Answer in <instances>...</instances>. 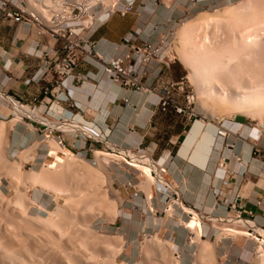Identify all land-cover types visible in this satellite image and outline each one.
I'll list each match as a JSON object with an SVG mask.
<instances>
[{"label": "rangeland", "instance_id": "374dc122", "mask_svg": "<svg viewBox=\"0 0 264 264\" xmlns=\"http://www.w3.org/2000/svg\"><path fill=\"white\" fill-rule=\"evenodd\" d=\"M154 1L171 4L179 12L176 17V63L197 95L196 109L207 117L205 121L238 116V121H246L263 134L264 112L259 117L245 111L240 114V110L234 112L235 107L229 103L234 109L231 108L219 96L218 99L208 95L200 97L189 64L180 57L186 46V51L194 54L193 37L206 65L216 64L217 57L228 62L233 58L230 51L242 50L243 53L237 55L240 61H230L233 65L239 63L235 71L228 73L217 67L219 75L213 80L216 91L221 97L233 99L245 89L243 86L249 91L256 83L263 85L264 0ZM189 22L192 29L185 34L183 25ZM254 34H258V38L254 43L246 44V39ZM0 107V264H264V251L259 247H264V243L230 231L239 227L230 219L254 218L238 216L237 213L201 214L203 224L200 225L189 220L190 215L184 214L180 205H175L177 213L165 211V195L150 200L148 204L141 193L150 194L156 187L163 188L159 179L156 184H149L143 172L127 165L125 155L117 152L112 153L121 157L107 155L106 160L102 156L103 160L97 161L94 149H106L103 142L96 141L93 148L88 142L89 151L82 150L85 160H80L72 155L65 156L56 141H48L65 159L61 162L64 165L55 163L58 169L50 170L44 164L53 165L54 160L30 158L41 153L43 144L49 150L48 143H41L39 139L29 146V139L16 133L26 132L20 124L29 119L23 116L11 123L10 118L17 116L18 112L6 99ZM196 123L200 130L206 126L204 121ZM46 125L45 133L49 131ZM191 127V124L187 125L185 132ZM44 139L48 138L44 136ZM25 143L28 146H23ZM74 153L79 155L81 152L76 150ZM32 168L37 172L35 175L47 182L41 181L40 184L39 178L31 179L29 171ZM136 190H141L139 196H135ZM149 205L153 212L149 211ZM179 213L185 216L186 224L182 225ZM158 241L163 243L162 246L156 245ZM176 251L180 252L181 258L176 257Z\"/></svg>", "mask_w": 264, "mask_h": 264}, {"label": "crops", "instance_id": "0c3cea01", "mask_svg": "<svg viewBox=\"0 0 264 264\" xmlns=\"http://www.w3.org/2000/svg\"><path fill=\"white\" fill-rule=\"evenodd\" d=\"M136 6L137 11L125 16L113 14L90 32V39L97 42L98 50L106 56L122 53V41L128 34L138 29L141 39L153 38L154 23L166 21L169 16L176 18L179 14L171 4L154 0H139ZM38 42L54 45L51 38L40 36L35 28H19L13 23L0 28V48L3 49L0 52V90L23 103V107L28 108L32 114H21L7 101L19 114L10 118L9 122L23 116L29 119L20 124V128H25L26 132H16L23 135V139H29V146L32 142H39V139L41 143H45L46 141L41 139L45 135L44 123H52L50 126L54 127L50 138L57 142V137L62 136L65 140L64 145L58 144L60 148H66L72 154L76 150L81 153L88 152V142H85L80 132H62L59 129L81 131L82 128L78 129L77 125H62L64 122L61 118L70 124L71 116L78 113L79 120L85 125L100 129L105 139L110 141L109 144L125 148L142 145L144 150L140 155L160 160L164 175L174 178V188L182 203L200 214L237 213L235 208L217 204L216 194L224 191V201L227 204L234 203L237 198V208H244L253 214L242 216L254 218L253 221L259 228L264 229V136H261L262 133L259 134L255 127H250L246 121H238V116L222 120L223 125L232 128L231 140L235 141L233 149L224 145L213 124L200 130L196 123L185 132V126L177 116H166L160 112L151 116V110L158 102L156 94L146 95L125 90L105 78L99 67L91 65L81 66L76 70L89 72L88 80L80 83L70 78L63 88H57L50 82V76H46L47 69L41 68L43 59L40 57ZM14 74L16 77L10 79ZM182 78L183 72L175 62L170 69L164 71L155 84L179 81ZM46 85L53 88L48 95L42 91V86ZM33 95L38 96L36 104L32 101ZM0 96V103L3 104L5 98ZM126 98L127 102L124 101ZM71 103L76 106L71 107ZM50 106L51 118H39L45 117ZM8 115L11 116L10 113ZM37 116L38 119H35ZM51 144L48 143L53 147ZM28 145L25 143L23 146ZM45 146L40 148L41 153L38 152L36 158H30L38 161L55 160V154H51L52 149L49 147L48 150ZM104 150L108 151L100 149L97 152ZM63 154L67 156L65 152ZM235 154L242 157V162L235 159ZM222 155L229 157L228 166L235 172L226 189L223 186L225 172L219 168ZM75 157L85 160L82 154ZM141 194L148 204L150 200L164 196L153 189L149 195L144 192ZM259 200L261 204H258ZM148 207L150 211V205ZM252 232L255 233L258 243L260 239L264 240L263 234L253 230Z\"/></svg>", "mask_w": 264, "mask_h": 264}, {"label": "built area", "instance_id": "2783aa9c", "mask_svg": "<svg viewBox=\"0 0 264 264\" xmlns=\"http://www.w3.org/2000/svg\"><path fill=\"white\" fill-rule=\"evenodd\" d=\"M136 4L137 0H0V28L9 23L19 28H35L40 36L49 37L54 41L53 46L44 45L41 42H38L37 46L41 49L40 57L43 59L41 68L47 69L46 76H50V82L57 88H63L70 78L83 83L89 79V72L76 70L81 66H96L102 70L105 78L125 90L146 95L156 94L158 102L151 110V116L159 112L166 116H177L185 128L189 124L193 126L198 119L206 120L207 117L196 109L197 95L187 84L185 78L155 84L156 80L160 79L165 70L170 69L178 57L175 40L178 22L175 17L169 16L166 21L154 23L153 38L141 39L138 29L128 34L122 41V53L116 56H106L98 50L97 42L90 39V32L101 22L116 13L125 16L137 11ZM1 50L3 49L0 48V52ZM14 77H16L15 74L11 75L10 79ZM42 91L48 95L53 88L47 85L42 86ZM32 101L36 104L38 96L33 95ZM124 101L127 102L128 99ZM70 106L75 107L76 104L71 103ZM51 109L50 106L44 118H51ZM71 117L70 124L79 126L78 129L84 128L80 135L93 148L98 140L88 133L101 136L100 129L83 124L79 120L78 113ZM61 119L64 122L62 124H67L66 120ZM217 123L224 128L221 121ZM46 126L49 131L44 136L50 138L53 134V127L49 124ZM65 131L70 132L62 130V132ZM218 136L223 138L226 147L232 149L235 147V143L230 139L231 131L220 129ZM261 136H264V133ZM57 142L59 145H64L65 140L62 136H58ZM118 148L117 150L109 148V150L122 154L123 149ZM125 150L140 154L144 148L139 145L135 148H125ZM125 156L129 158V155L125 154ZM234 157L242 162L240 155L235 154ZM152 161L154 167L160 168L162 175L165 176L160 160L152 159ZM228 163L229 157L221 156L219 168L225 172L223 183L225 189L231 183L235 173L229 168ZM167 181L165 185L160 182L163 188L167 187L165 192L161 187H156L162 195L166 194L163 207L166 208L169 204L168 200L172 198L178 206L181 198L175 191L174 182L168 179ZM130 185L132 186V183ZM140 191L136 190L135 196H139ZM216 198L218 205L224 204L235 208L238 216L243 214L253 216L251 211L237 208V198L234 203L227 204L224 201V191H219ZM258 204H261L260 200ZM150 211L153 212V209L150 208ZM175 255L181 258L180 252L176 251Z\"/></svg>", "mask_w": 264, "mask_h": 264}, {"label": "bare ground", "instance_id": "6f19581e", "mask_svg": "<svg viewBox=\"0 0 264 264\" xmlns=\"http://www.w3.org/2000/svg\"><path fill=\"white\" fill-rule=\"evenodd\" d=\"M243 2V1H242ZM259 2V1H258ZM262 3V2H261ZM243 5H244V3H242ZM246 4V3H245ZM233 8V7H232ZM242 10V9H241ZM242 12V11H241ZM207 17V16H206ZM209 17V16H208ZM210 18V17H209ZM207 19V18H206ZM196 21V20H195ZM198 21H200V20H198ZM206 21V20H205ZM190 24V22L189 23H185V25H183V30H184V32L183 33H185V34H187L192 28H191V26L189 25ZM200 32V31H199ZM186 35H184V37H185ZM184 37H183V39H184ZM192 37V36H191ZM258 38V34H254V35H251L250 37H248L247 39H246V44H250V43H254V41L256 40ZM182 41V40H181ZM184 41H186V40H184ZM191 41H193V43L195 44V51H194V54H191V53H188L187 51H186V48H187V46L186 47H184L183 46V44L184 45H187V42L185 43H183L182 44V46L185 48V51H181L182 53H181V59L183 60V61H185V62H187V64H189V68H190V70H191V73H192V79H193V81L196 83V86H197V89H198V92H199V95H200V97H203V95H208V96H211V97H215V98H217L218 96L221 98L220 100H225L226 102V104H228L231 108H233V107H235V109L233 110V109H231L230 108V110H233L234 112L235 111H238V110H240L241 112H239L240 114L241 113H243V111H245V113H247V114H251V115H253V116H261V114L264 112V88H262L261 86H263L261 83V86H259V85H257V83L255 84V85H253L254 87L252 88V90H251V88H250V90L248 91V88L246 89V86H243V88L245 87V89H243L242 91H240L239 93H237L236 94V96L233 98V99H226V97H221V95H220V93H219V91H216V88H215V86L213 85V80L214 79H216L217 77H218V75H219V73H218V69H217V67H220L221 69H222V71H225V72H232V71H235L236 70V68L238 67V64H236V65H233L235 62L234 61H236L235 59H238V61H240L239 60V58H237L238 56V53H243V51L241 50V52H238V51H230V53H231V55L233 56V58H231L232 60H229L228 62L224 59V61L223 60H221L219 57H217L216 59H217V62H216V64H209V65H206L205 63H204V57H203V54L200 52V48H199V46H197L196 45V39H195V37H193V38H191ZM191 43L192 42H190V46H191ZM198 44V43H197ZM193 48V47H192ZM191 48V49H192ZM184 50V49H183ZM215 51V50H214ZM214 51H213V53H214ZM190 52V51H189ZM217 51H215V53H216ZM197 55H196V54ZM214 53V54H215ZM220 54V53H219ZM228 54H229V51H228ZM195 57H197V58H195ZM221 55V54H220ZM219 55V56H220ZM222 56V55H221ZM231 56V57H232ZM230 57V56H229ZM230 59V58H229ZM230 61H233L234 63L233 64H231L230 63ZM233 65V66H232ZM220 69V70H221ZM234 73V72H233ZM247 82V81H246ZM247 85V84H246ZM223 90V89H222ZM238 91V90H237ZM233 93H235V92H232V94ZM0 95H2L3 96V98H5L10 104H12L16 109H17V111L18 112H20L21 114H23V115H30V116H32V114L30 113V111L28 110V108L26 109V107L24 108L23 106V103H21V102H19L18 100H16L15 98H13L12 96H9V95H7V94H4L1 90H0ZM232 98V97H231ZM218 99V98H217ZM228 101V102H227ZM224 103V102H223ZM232 104L233 105V107H232V105H230V104ZM33 109V108H32ZM236 109H238V110H236ZM34 110V109H33ZM201 111V110H200ZM202 112V111H201ZM237 112V113H238ZM203 113V112H202ZM245 113H243V114H245ZM39 118H41V119H43L44 117H41V116H39ZM35 119H38V116H37V118L35 117ZM46 119V118H45ZM261 119V118H260ZM17 120H19V117H17V118H14V119H12L10 122L11 123H14V122H16ZM49 120V119H48ZM222 120H228L227 118H222L220 121H222ZM198 121H204L205 122V125H209V124H213L214 125V127H216V133H217V136H218V132H219V130L220 129H222V130H227V131H231L232 130V128L231 127H228V126H226V125H222L224 128H221L220 126H219V124L217 123V122H220V121H214V122H207V121H205V120H203V119H198L196 122H198ZM42 122V121H41ZM195 122V123H196ZM42 123H44V122H42ZM194 123V124H195ZM47 124V123H46ZM193 124V125H194ZM49 125H53L52 123L51 124H49ZM62 125H65V126H67V124H62ZM68 125H71V124H68ZM54 127V126H53ZM62 127V126H61ZM67 128V127H66ZM60 130H65V129H61V128H59ZM81 130V129H80ZM84 130V128L82 127V130L81 131H83ZM69 131H72V130H69ZM74 131H78V132H81V131H79V130H74ZM88 134H90L92 137H94L95 139H97L99 142H103L104 144H106V149H108V148H113L114 150H117V148L118 147H116V145H114V144H109L108 142H110V141H107L105 138L106 137H104L103 136V134L100 136V135H96V134H94V133H88ZM219 137V136H218ZM221 138V137H220ZM43 139H44V137H43ZM230 139H231V136H230ZM50 140H52V141H55V139H53V138H48V139H44V141H46V142H48V141H50ZM222 140H223V138H222ZM224 141V140H223ZM234 143H235V141H233ZM52 146H53V148H52V151H51V154H55V156H56V158H55V160H54V164L52 165V164H44V166H48L47 168L48 169H53V168H57V165L55 164V163H57V164H63V163H61V162H65V159L63 158V156H61V155H59L58 153H59V151H62V152H65L66 154H67V156L68 155H72V157H75V156H78V155H75L74 153L72 154L71 152H69L68 151V149H66V148H60L59 149V151L57 150V148L55 147L54 148V145L53 144H51ZM56 145V144H55ZM58 146V145H57ZM119 149V148H118ZM230 149H232V148H230ZM97 150H100V149H98L97 148ZM97 150L95 149L94 151H95V155H96V152H97ZM28 152V151H27ZM108 152H111L109 149H108V151H98L97 152V155H96V160L98 161H102L103 160V157L102 156H104V159L107 157V155L109 156V155H111L110 153H108ZM112 153V152H111ZM80 154H82V156H84V153H80ZM125 155V154H127V155H129V159H128V157H126V156H124L123 158H124V161L126 162V163H128L127 165H129V166H132V167H137L139 170H141L142 172H143V174L145 175V177L147 178V180L149 181V184L150 183H156V180H157V178L158 179H160L159 180V183L160 182H162V184L163 185H165V183H167V182H165L166 180H167V178H165V176H163L162 175V173H161V171H159V169L158 168H156V166L154 167V163H153V161H152V158H150L148 155H144V156H142V155H138L137 153H134L133 151L131 152H129V151H126L125 149H123L122 150V155ZM26 155V154H25ZM106 156V157H105ZM113 156H117V157H121L120 155H118V154H115L114 155V153H113ZM112 156V157H113ZM223 156V155H222ZM225 156V155H224ZM71 157V159H73ZM110 157V156H109ZM68 159V158H67ZM69 159H70V157H69ZM163 159H165V157L163 158ZM106 160V159H105ZM130 160V161H129ZM131 160H133V161H131ZM136 160V161H135ZM68 161V160H67ZM70 161V160H69ZM68 161V162H69ZM75 161V160H74ZM74 161H72L73 163H74ZM96 161V162H97ZM73 163H72V165H73ZM76 163V162H75ZM70 164H71V162H70ZM77 164V163H76ZM75 164V165H76ZM105 164V163H104ZM64 165V164H63ZM74 166V165H73ZM54 169V170H55ZM58 169V168H57ZM62 169V168H61ZM45 170V169H44ZM53 170V171H54ZM48 171V170H47ZM50 173L52 172V171H49ZM61 172V171H60ZM59 172V173H60ZM34 173H37V172H35L33 169H31L30 171H29V176H31L32 175V177H31V179H37V178H39V180H37V181H39V183L41 184V181L42 182H47L46 181V179H43V178H41V177H39V175H35ZM46 173H48V172H46ZM50 173H48L49 174V176H51V174ZM157 173V174H156ZM34 174V175H33ZM54 174H56L55 172H54ZM40 175H42V174H40ZM36 176H38V177H36ZM36 177V178H35ZM47 177V176H46ZM48 178V177H47ZM30 179V180H31ZM33 181V180H32ZM165 183H164V182ZM47 184V183H46ZM44 186V185H43ZM45 187V186H44ZM47 189V188H46ZM45 192V191H44ZM19 193V192H18ZM149 195V194H148ZM164 195H166V194H164ZM31 199V198H30ZM26 201V200H25ZM35 201V200H34ZM175 200H174V198L173 199H170V200H168V206L166 207V209H165V211H167V212H170V214H174L175 212L177 213V211H176V209H175ZM34 204V203H33ZM179 205H180V208H182L183 209V213L185 212V213H187V214H189L190 216H189V220H191L192 222H194V223H201L200 225H202L203 224V222L201 221L202 219H201V214L197 211V210H195L194 208H192V207H190V206H188V205H186V204H184V203H182V202H180L179 201ZM19 206V205H18ZM39 206V205H38ZM27 207V206H26ZM40 207V206H39ZM41 208V207H40ZM28 209V208H27ZM184 213V214H185ZM179 214H181V213H179ZM182 215V217H180V219H182V221L181 222H183L184 220H183V214H181ZM180 216V215H179ZM53 217V216H52ZM18 218V217H17ZM26 218V217H25ZM32 219V218H31ZM41 219V218H40ZM48 219V218H47ZM178 219V218H177ZM42 220V219H41ZM27 221V220H26ZM231 223H234V224H237V225H239V227L241 228V229H237L236 227H235V229H230V231L231 232H235L236 234H240V235H244V236H250V237H252V238H257L256 236H255V233L254 232H252V230L253 231H258V232H260V234H263V236H264V229H261V228H259V226L257 225V223L256 222H254L253 220H248V219H244V218H241V219H236V218H232V219H230L229 220ZM76 222V221H75ZM184 224H186V222L184 221L183 222V225ZM32 225V224H31ZM39 225V224H38ZM33 226V225H32ZM194 227V226H193ZM198 227V226H197ZM36 228V227H35ZM192 228V227H191ZM194 230H195V227L193 228ZM229 230V229H228ZM195 231H197V229L195 230ZM193 233V232H192ZM196 233V232H195ZM233 234V233H232ZM2 235V234H1ZM196 236H199V235H197L196 234ZM195 239V238H194ZM194 239L192 240L193 242H194ZM200 239V238H199ZM218 239V238H217ZM48 240V239H47ZM197 240V239H196ZM36 241V240H35ZM56 241V240H55ZM261 244H263L264 243V240H261L260 239V241H259ZM61 243V242H60ZM161 243V244H160ZM42 244H43V242H42ZM57 244V243H56ZM162 242H157V246H162ZM45 245V244H44ZM46 246V245H45ZM51 246V245H50ZM263 251H264V247L263 246H259ZM159 248V247H158ZM1 249V248H0ZM50 249V248H49ZM54 249V248H53ZM11 250V249H10ZM45 250V249H44ZM160 250V249H159ZM15 251V250H14ZM34 251V250H33ZM164 251V250H163ZM167 252V251H166ZM166 252H165V254H166ZM48 253V252H47ZM31 254V253H30ZM64 254H66V253H64ZM74 254V253H73ZM262 254V253H261ZM264 254V253H263ZM12 255V254H11ZM68 255V254H67ZM263 256V255H262ZM50 257V256H49ZM56 257V256H55ZM78 257V256H77ZM177 257V256H176ZM258 257V256H257ZM28 258V257H27ZM63 258V257H62ZM70 258V257H69ZM260 258V257H259ZM82 259V258H81ZM63 260V259H62ZM261 260V259H260ZM12 261V260H11ZM26 261V260H25ZM2 262V261H1ZM78 262V261H77ZM261 263V262H260ZM6 264H8V263H6ZM69 264H71V263H69Z\"/></svg>", "mask_w": 264, "mask_h": 264}]
</instances>
